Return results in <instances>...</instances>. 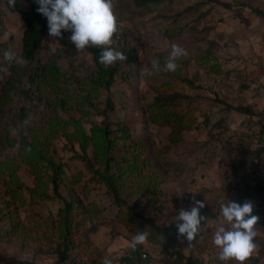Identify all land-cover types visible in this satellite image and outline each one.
<instances>
[{
  "label": "rangeland",
  "instance_id": "374dc122",
  "mask_svg": "<svg viewBox=\"0 0 264 264\" xmlns=\"http://www.w3.org/2000/svg\"><path fill=\"white\" fill-rule=\"evenodd\" d=\"M114 4L122 36L111 47L123 52L126 60L108 66L115 71L112 81L106 87L96 85L92 104L83 107L87 116L81 115L76 104L86 94L82 83L98 80L97 67L87 50L78 52L70 40L71 31L62 30V38L48 34L33 59L16 65L18 80L0 111V130L16 136L36 114L49 113L44 101L55 94L66 99L64 107L56 106L63 120L80 117L85 130L88 120L108 122L115 142L109 155L120 162L123 156H137L143 176L136 186L129 183L134 171L123 174L126 194L120 196H126L128 207L123 210L129 213L117 215L114 197L93 177L78 146L70 147L58 132L48 149L60 164L57 192L73 201V213L88 206H94L97 213L89 212L90 218L76 215L65 258H61L64 244L57 236L55 217L63 201L55 197L30 201L27 190L33 186L32 176L20 165L17 175L23 204L12 200L0 180V256L18 264H67L70 260L101 264L105 257L113 264H124L120 258L129 255L132 238L147 232L146 241L139 245L146 264H183L186 258L198 264H223L212 242L217 228L225 223L221 205L251 201L253 215L259 217L255 239L258 255L252 259L255 264H264V194L260 193V199L243 194L247 185H254L258 172L248 150L264 112V0H145L144 6H138L136 0H114ZM17 5L24 8L27 4L17 0ZM22 30L19 15L7 0H0V69L7 68L0 71V92L11 65L3 53L12 50L20 54ZM172 44L185 49L186 55L175 61L176 71L156 72L152 61L159 60L163 68ZM55 50V64L64 73L55 93H46L38 100L27 76ZM147 71L152 74L145 75ZM173 94L187 97L178 109L184 110L190 101L195 116L192 127L176 144L168 142V128L150 122L145 111L154 96ZM20 108L22 121L18 118ZM14 154V149L7 147L1 155ZM85 155L93 163L90 145ZM147 180L153 185L146 187ZM47 195L52 196L51 184ZM134 200L138 201L135 206ZM197 201L204 203L200 214L206 220L189 242L179 236L177 224L182 221L177 217L181 209L190 211ZM204 210L208 214H203ZM156 227L167 235L166 248L157 241Z\"/></svg>",
  "mask_w": 264,
  "mask_h": 264
},
{
  "label": "trees",
  "instance_id": "16d2710c",
  "mask_svg": "<svg viewBox=\"0 0 264 264\" xmlns=\"http://www.w3.org/2000/svg\"><path fill=\"white\" fill-rule=\"evenodd\" d=\"M25 1L27 5L24 8L19 7L17 3L15 7L10 6V8L19 15L23 23L21 51L19 56H22L24 60H31L38 50L43 47L42 42L49 33L47 18L37 11L39 4L36 0ZM7 3L9 4L8 0ZM136 3L138 6H144L145 0H136ZM146 7L148 6L146 5ZM86 50L91 54L92 60L95 62L98 80H87L85 83H82V87L85 89L86 94L80 96L76 104L77 110L81 112L82 116H87L88 114L87 110L83 109V107L91 105V99L97 95L96 85L106 87L111 83L115 72L112 67H103V65L99 63V56L102 49L92 47ZM57 54L58 50H55L41 66L34 68L27 76L28 85L36 91L34 97L38 100H42L40 99L41 96L46 93H55V90H57L56 84L64 73L63 70L55 64ZM10 64V74L0 92V111L3 105L11 98L9 95L10 89L15 87L18 80L15 69L18 64ZM23 93L27 95L28 99L31 98V96L27 94V91ZM186 98L187 97L179 94L167 96L156 95L153 101L145 108L150 122L168 128L167 140L170 144H176L181 141L183 132L191 128L195 122V116L193 115L194 108L190 105V101L186 103L184 110L178 109L182 105V99ZM65 102L66 99L64 97L57 98L56 94L54 97L46 99L44 101V106L47 107L49 113L47 115L43 112L36 114L30 125L23 129L21 128L16 136L10 135L8 130H0V180L3 186L7 187L5 191L9 193L12 200H16L19 205L23 204L20 182L18 180L19 177L17 175L18 168L20 165H23L27 168V172L32 176L33 181V186L27 190L30 201L35 198L42 200L52 197L63 201V207L57 210L55 217L57 236L62 238L61 243L64 244L62 249L63 252L60 255L61 258H65L64 251L66 250V246L68 247V237L71 234L73 225L76 223V215H80L82 218H90L91 213L89 214V212L94 209V206L93 208L92 206H88L83 212L73 213V201L66 200L57 192L60 185V164L56 163L52 154L48 153L52 137L60 132L66 144L70 147L74 144L78 146L82 152L81 157L85 159L87 163L86 167L92 171L93 177L97 182L103 184L107 191L114 197L117 206V215H126L129 213V210H123L124 207H128L126 196H120V194H126L124 190H122L125 186L123 183V174L128 171L130 175H132V171H134L135 178L129 179V183L135 184L136 186H140L139 184L143 181V176H141L139 168L140 164L136 160L137 156H132L134 158L133 160H131L132 157L130 159L127 156H123L121 158L123 164H120V161L115 160L109 155V151L113 148L115 142L114 138L110 136L112 131L109 129L108 122L104 121L101 124H97L96 122L88 120L90 125L88 130H85L80 117L63 120L58 115L56 106L64 107ZM235 109L242 110L243 108L242 106H236ZM22 112L23 108H20L18 114L20 121L24 118ZM37 119L41 122H36ZM125 137L126 135L122 136V138ZM89 145L93 148L95 155L93 163H91L85 155L86 148ZM7 147L14 149L15 154L13 157L1 155L3 149ZM261 151L262 149L252 148L248 150V153L252 156L251 158L253 160L255 157L259 156ZM96 163H98L97 167ZM6 176L8 179H5ZM48 184L52 186V196L47 195ZM149 185H153V183L150 182V180L145 181V186L147 187ZM260 193L264 194V179L257 173L254 185H247L243 194L254 199H260ZM137 202V200H134L133 206L137 205ZM5 203L9 204L8 201ZM96 213L97 212L93 210V215ZM132 213L138 214L137 212ZM203 214L206 215L208 212L204 210ZM146 220L150 223L153 222L152 218H146ZM16 225L18 226L17 222ZM19 226L21 227V225ZM156 230L157 235H159L157 241L164 247L167 241V235L158 227H156ZM141 253L140 246L136 245L135 248L130 249L129 255L121 257L120 260L124 262V264H146V260L141 258ZM176 253L177 252H170V254ZM0 261L5 264L19 263L15 262L12 258L5 259L1 256ZM67 264L80 263L70 260ZM183 264L198 263L191 258H186ZM246 264H255V262L251 258Z\"/></svg>",
  "mask_w": 264,
  "mask_h": 264
},
{
  "label": "clouds",
  "instance_id": "9594fccd",
  "mask_svg": "<svg viewBox=\"0 0 264 264\" xmlns=\"http://www.w3.org/2000/svg\"><path fill=\"white\" fill-rule=\"evenodd\" d=\"M8 2L10 6L15 7L17 0ZM36 2L39 4L37 11L47 18L48 33L51 37L62 38V30L71 31L70 40L78 52L92 47L102 49L99 63L105 67L126 60L123 52L111 47L114 43L113 37L119 30L114 0H36ZM185 55V49L172 44L163 68L159 60H153L152 69L156 72H174L177 69L175 61ZM3 56L8 63L15 62L21 66L25 64L24 58L12 50H5ZM0 71L6 72L7 68ZM151 74V71L145 72V75ZM203 207L204 203L197 201L190 211L181 209L178 212L177 219L182 221L177 224L179 236L186 237L189 242L197 237L201 221L206 220L205 216L200 215V209ZM221 215L225 223L217 228L212 241L219 249V260L223 264L229 262L246 264L254 254L258 255L255 239L259 217L253 215L252 202L245 201L240 204L229 201L221 205ZM147 237V232H138L132 238L133 248L142 245ZM101 264H113V261L105 257Z\"/></svg>",
  "mask_w": 264,
  "mask_h": 264
},
{
  "label": "built area",
  "instance_id": "2783aa9c",
  "mask_svg": "<svg viewBox=\"0 0 264 264\" xmlns=\"http://www.w3.org/2000/svg\"><path fill=\"white\" fill-rule=\"evenodd\" d=\"M118 33L116 36L113 37L114 43H117L121 39V30L118 25ZM253 149H262L261 153L258 157L253 159L254 164L257 167V173L261 178L264 179V112L258 118V127L255 131V138L252 144Z\"/></svg>",
  "mask_w": 264,
  "mask_h": 264
},
{
  "label": "crops",
  "instance_id": "0c3cea01",
  "mask_svg": "<svg viewBox=\"0 0 264 264\" xmlns=\"http://www.w3.org/2000/svg\"><path fill=\"white\" fill-rule=\"evenodd\" d=\"M263 112H261V114H262ZM261 116V115H260Z\"/></svg>",
  "mask_w": 264,
  "mask_h": 264
}]
</instances>
